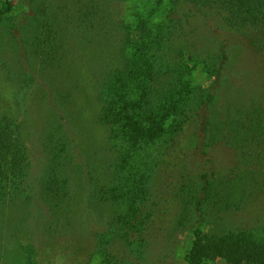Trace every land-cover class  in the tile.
Here are the masks:
<instances>
[{"label":"trees","instance_id":"1","mask_svg":"<svg viewBox=\"0 0 264 264\" xmlns=\"http://www.w3.org/2000/svg\"><path fill=\"white\" fill-rule=\"evenodd\" d=\"M61 3V9L57 4L42 28L46 26L50 36L60 32L63 39L53 37L44 41L40 65L45 70L66 74L74 70L66 38L72 30L69 5L79 3L78 10L84 9L82 16L92 20L90 27L96 29L109 1L87 0L86 5L84 0ZM10 11V0H0V14L8 15ZM207 12L218 15L239 35L244 51L253 54L250 61L235 66L233 102L228 100L225 107L219 106L221 109L215 108L216 101H224V97H219L218 91L209 93L194 76L197 67L219 76L228 60L227 47L220 44V63L215 64L205 59L199 61L192 49L186 59L172 48L175 33L184 31L193 18ZM126 28L124 61L109 73L96 95L100 107L95 121L106 131L113 161L109 164L108 182L94 195L97 202L111 208L107 233L92 253L95 261L139 264L144 259L155 234L149 227L158 204L154 182L160 176L161 166L167 167L170 154L180 155L186 127L201 120L204 110L203 128L193 133L200 169L184 173L182 165L183 172L178 171L173 189L182 206L179 225L188 222L192 232L184 261L264 264V216H255L251 228L241 226L222 235L204 231L205 209L239 214L264 201V0H141L131 10ZM11 76L8 78L22 97L27 92L26 73ZM47 98L48 114L54 121L50 128L55 127L40 134L35 143L28 136L33 138L39 132L28 114L24 113L22 124L0 120V177L10 180L7 184L13 187V197L24 173L31 171L30 154L40 148L37 142L51 146L52 150V143L68 141L66 130L70 122L66 109L58 103L61 95L58 98L50 92ZM219 152L225 154L221 163L216 160ZM224 152H233V161ZM57 176L52 173L38 187L52 216L42 227L46 233L58 232L64 215L72 208L69 193L61 184L65 182L64 176V180ZM3 179L0 186L4 185ZM6 195L0 191V201Z\"/></svg>","mask_w":264,"mask_h":264},{"label":"rangeland","instance_id":"2","mask_svg":"<svg viewBox=\"0 0 264 264\" xmlns=\"http://www.w3.org/2000/svg\"><path fill=\"white\" fill-rule=\"evenodd\" d=\"M48 1L10 0V13L0 14V120L9 119L22 124L24 113L28 114L39 132L33 138L30 134L28 136V140L35 143L40 134L44 135L55 127L50 128L54 121L47 106V96L53 92L58 98L61 95L58 103L66 109L70 122L66 130L67 143H52L50 150L51 146L37 142L40 148L33 149L30 154L31 171L27 170L22 176L14 197L11 196L13 187L7 184L10 180L0 177L4 182L0 191L7 194L0 201V264H97L92 253L100 238L107 233L111 208L104 202H97L94 195L102 184L108 182L109 164L113 158L105 140L106 131L95 121L100 107L96 95L109 73L124 61L122 49L127 37L126 26L131 10L141 0H107L109 8H105L104 17V13L100 14L101 24L96 29L90 27L92 20L82 16L84 9L78 10L81 7L79 3L70 4L67 12L72 30L68 31L66 38L74 70L66 74L45 70L44 65H40L45 40L53 37L63 39L60 32L50 36L47 27L42 28L52 10L57 4L61 9L60 4L64 0H53L52 5ZM86 3L84 0L83 5ZM174 36L172 48L186 59L192 49L199 61L205 59L212 64L220 63L218 47L220 44L227 47L228 60L223 66L221 64L223 69L219 76L207 74L200 67L196 68L194 76L209 93L218 91L219 97H224V101H216L215 108L225 107L233 98L235 66L250 61L253 54L244 51L239 35L212 12L193 18L188 28ZM19 72L26 73L23 81L27 92L22 97H19L16 84L9 79ZM204 114L201 110V120L197 119L186 127L180 155L170 154L167 167L161 166L160 176L154 182L157 190L154 198L158 204L153 210L155 219L151 220L149 227L152 235L155 234L148 253L139 264H186L184 257L190 248L192 232L188 222L179 225L182 206L173 189L182 165L184 173L189 169H200L193 133L203 128ZM20 129L27 131L23 126ZM220 153H216L219 163L225 156ZM224 153L233 161V152ZM52 173L58 175V179L64 176L65 182L61 181V184L69 193L72 208L64 215L58 232L50 230L46 233L42 227L52 216L38 187L44 179L49 180ZM4 174L6 177L9 175L7 172ZM255 216H264V201L239 214L205 209L204 231L222 235L241 226L251 228ZM218 264L227 263L222 261Z\"/></svg>","mask_w":264,"mask_h":264}]
</instances>
